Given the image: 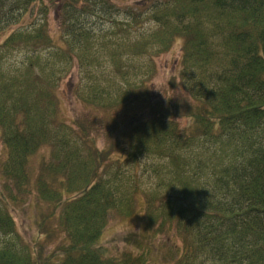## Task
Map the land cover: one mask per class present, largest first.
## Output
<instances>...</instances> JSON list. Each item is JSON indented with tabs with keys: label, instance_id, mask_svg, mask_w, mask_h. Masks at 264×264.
Here are the masks:
<instances>
[{
	"label": "trees",
	"instance_id": "trees-1",
	"mask_svg": "<svg viewBox=\"0 0 264 264\" xmlns=\"http://www.w3.org/2000/svg\"><path fill=\"white\" fill-rule=\"evenodd\" d=\"M126 1L0 0V30L18 24L0 42V264H35L10 242L6 204L31 191L68 239L55 264H149L144 247L113 255L98 239L139 205L126 168L137 177L146 159L156 180L143 197L145 230L180 239L181 264H264V0ZM53 9L63 45L47 35ZM176 43L180 98L162 103L145 81ZM74 63L90 70L84 101L148 106L122 129L120 150L56 119L55 86Z\"/></svg>",
	"mask_w": 264,
	"mask_h": 264
},
{
	"label": "rangeland",
	"instance_id": "rangeland-1",
	"mask_svg": "<svg viewBox=\"0 0 264 264\" xmlns=\"http://www.w3.org/2000/svg\"><path fill=\"white\" fill-rule=\"evenodd\" d=\"M153 1L158 2L160 0ZM126 2L132 3L133 1L128 0ZM47 19L49 31L47 35L50 40L54 45L56 43L63 45L64 39H59L63 32H59L58 22L54 18V9L49 11ZM26 20L28 17L24 19V21ZM13 26L17 27L18 24L10 25L9 30L6 29L7 26L0 30V32H5L0 34V42L3 41L4 36ZM15 53V58L9 59L8 63L18 59L19 53ZM179 57V43L174 44L170 50L156 57V70L145 81L148 93L154 100L164 103L168 96L177 100L180 98L178 95L180 91L171 85L172 75L176 74L178 69L176 65ZM89 71V69L80 70V67L74 63L71 71L55 86V93L59 101L56 119L71 124L78 131L79 137H82V131L77 125L85 126L89 138L95 141L99 149L109 148L115 152L117 149L120 150L123 144L118 143L123 140L122 129L126 128L134 118L148 116V106H145L144 100L141 99L120 106L116 104L117 101L99 107L84 101L82 97L88 91L86 73ZM104 82L106 83V81ZM100 85L104 86L103 84ZM179 121L182 125L185 124L183 118H180ZM49 150L50 148L45 146L31 158L34 176L37 174L38 164L42 156L48 154ZM5 157L6 149L0 148V160L5 159ZM151 162H153L151 159L141 161L137 177L133 175L134 168L130 170L131 173L128 171V167L126 168L127 174L125 176L129 181V193L132 197L136 193L139 205H135L133 213L128 217L113 215L98 238L99 243L109 247L113 251V255L124 250L136 253L144 247L148 250L149 264H181L177 250L180 239L166 236V234L155 236V233H152L149 235L145 230L147 224L143 214V197L149 193L156 180L153 173L154 165ZM2 178L0 170V191H2ZM31 192L25 196L26 200L24 201L17 199L15 202L8 201L6 203L14 224V233L9 236L10 242L17 248L23 249V252H30L35 264H42L43 262L55 264L64 258V249L68 244V239L59 224L58 213H51L53 211L51 206L40 200L36 191ZM76 193L75 191L64 193L63 200L75 196Z\"/></svg>",
	"mask_w": 264,
	"mask_h": 264
},
{
	"label": "clouds",
	"instance_id": "clouds-1",
	"mask_svg": "<svg viewBox=\"0 0 264 264\" xmlns=\"http://www.w3.org/2000/svg\"><path fill=\"white\" fill-rule=\"evenodd\" d=\"M177 118H179V117H177Z\"/></svg>",
	"mask_w": 264,
	"mask_h": 264
}]
</instances>
